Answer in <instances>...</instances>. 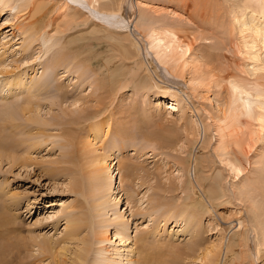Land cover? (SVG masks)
Instances as JSON below:
<instances>
[{
  "label": "rangeland",
  "instance_id": "rangeland-1",
  "mask_svg": "<svg viewBox=\"0 0 264 264\" xmlns=\"http://www.w3.org/2000/svg\"><path fill=\"white\" fill-rule=\"evenodd\" d=\"M24 1L28 2L0 0V6L4 5L0 10V72H6L0 74V120H7L0 138L15 139L13 145L2 143L0 148V214L5 213L0 217L10 221L0 223V245L7 253L1 261L74 264L69 255L76 245L84 246L77 242L80 239L92 243L87 253H81L82 264H134L145 252H150L149 264H175V254L180 256L179 264H202L197 256L211 248L217 257L226 259L225 264L234 255L236 264H247L237 255L246 251L243 241L233 252L224 251L244 218L234 192L254 184L264 159V139L257 141L249 161L244 160L233 147L236 131L222 125L218 152L223 163L210 151L214 140L206 148L212 137L209 117H215L226 94L225 76L240 74L235 67L238 59L223 35L225 13L220 6L224 0H122L115 14L127 19L123 26L104 17L99 20L88 0H70V9L85 15L76 22L54 12L63 1L44 2V8L30 13L24 10ZM54 21L60 29H54ZM93 21L106 30L97 31ZM221 21L224 24L219 25ZM133 24L141 33L152 24L163 35L174 29L179 38L192 44L164 65L136 35V54L126 58L118 42L126 39V32L134 35ZM115 70L120 75L118 85H112L116 94L109 84ZM24 101L38 105V117H32L46 125L18 116L17 106ZM100 111L103 114L89 123L110 118L124 130L118 136L108 133L103 143L97 138L92 141L90 135L87 139V122L81 124L89 113ZM3 112L18 119L10 121ZM161 133L172 134V140L162 142L157 137ZM74 136L80 140V155L87 157L88 163L82 160L85 174L78 163H63L73 151ZM106 153L117 155L130 171L126 173L124 166L120 173L115 171L109 191L101 194L100 208H94L98 192L89 185V162ZM233 159L239 160L240 171L225 167L224 162ZM217 177L220 181H215ZM78 182L81 190L74 187ZM71 214L82 221L81 228L64 241L65 219ZM98 233L106 234L109 241L95 242ZM48 240L50 249L44 243ZM221 263L217 260L216 264ZM255 264H264V247Z\"/></svg>",
  "mask_w": 264,
  "mask_h": 264
},
{
  "label": "bare ground",
  "instance_id": "bare-ground-1",
  "mask_svg": "<svg viewBox=\"0 0 264 264\" xmlns=\"http://www.w3.org/2000/svg\"><path fill=\"white\" fill-rule=\"evenodd\" d=\"M60 1H63V2H59V4L55 2V5L58 4L59 6H57V9L54 8L55 11L53 10L55 13L56 11L59 12L58 17L64 15L66 19L68 18L70 20V22L72 21L76 22V19H79L85 16L78 9H75V8L70 9L72 5L69 3L71 2L70 0H65V1L60 0ZM105 1L107 2L106 4H104L103 6L100 5V2H105ZM44 2L54 3V0H28V2L26 1L23 2L24 3L23 7H24V10H29V13H30L31 11H36V8H39V9L44 8L46 5V3L44 5ZM120 2H122V0H88L89 4L88 3L87 4L89 5V8L91 9V11L93 10L96 11V14L98 15L99 20H100V17H104V18L111 20L112 23H115L117 21L118 25L123 26L127 19L123 17L122 15L116 16L115 14V10L120 9L118 5V3ZM223 3L224 4H222L220 8H222L223 12L225 13V16H224L225 22L223 21L225 24L221 21L219 22L220 23L219 25H222V23L225 25V26L222 25L223 33H224L223 35H225L226 39L228 40L229 48L232 50V52H234V56L236 55L235 57L238 59V63H237L236 58L233 56L237 63L235 67H238L236 68V70L238 69L239 70L238 72H240V74H237L236 77H232L229 75L225 76L226 78L224 77L226 79L225 81V89H226L225 93L226 94L222 102L218 104L217 106V110H216L217 114L215 115V117L214 118L209 117L210 119L208 120V121L211 120V122H209L210 124L209 129L211 131L212 137L208 140V143L206 144L207 145L206 148L210 147L212 140H214L213 145L210 148V151L215 156V158L218 160V162L221 164L223 162L221 160V155L218 152L220 150L218 146L219 144H222V139H223V135L221 133L222 125H230L236 131L237 138L235 141L232 142L233 147H234V150L238 154L243 156L242 158H244V160L245 159L247 160L249 153H252L255 150L257 144L264 139V0H224ZM3 6L4 5L0 6L1 7L0 10L4 9ZM81 6H84V4H82ZM216 8L215 9L218 10V6ZM215 9H214V12H216ZM223 12L222 14H224ZM169 13H172L173 15L175 14L174 12H169ZM216 19H218V17ZM61 20L62 19H60V21ZM92 24L94 25V28L97 31H101L102 29H105L103 28L105 26L102 27L103 24L99 22L93 21ZM108 24L110 26H113V24H110V23ZM137 24L139 25V22ZM53 25H55L54 29L56 30L60 29L57 21L56 22L54 21ZM153 25L154 24H152V26H149L147 29L143 28L144 30H142V33L144 32L145 34V37H144L142 33L138 30L139 26L141 25L137 27L133 24L136 30L134 35L131 32L130 33L126 32L127 33L126 39L120 42L117 41L119 43V48L122 49L121 52L124 54L126 58L136 54L134 52L133 46L138 48L137 39L139 38H140L139 40L141 39L145 40V42L143 43L145 45V48L151 49L154 56H156L158 62L164 65L168 62L175 61L174 55H176L177 51H183V49L187 51L189 47L191 46L192 43H186L185 40H182L181 38H179L178 35H176L177 31H175L174 29L166 31L165 34L163 35L162 32L158 33V31L155 29V27H153ZM110 26H107V29ZM163 26L164 25H162V27ZM117 27L119 28V26H115L113 28L118 29ZM140 28L142 29V27ZM122 29L123 28H121V30ZM136 35L138 37L140 35V37L136 39L135 37ZM123 42H128V45L125 46ZM222 46L223 48H225L227 45L225 47L224 45ZM226 50L227 48L225 49V52H229ZM232 52H229V53L233 55ZM5 73L6 72L4 73L2 71L0 72V74H5ZM248 75L251 76L252 78H250L249 80H247L246 78H242L243 76L247 77ZM119 77L120 75L118 74L117 70L112 71V73L109 75V78H110L109 84H111L110 87L113 93L115 92V89L114 87H112V85L113 86H115L116 84L118 85ZM149 82L154 84L151 80ZM191 84L192 83H189V86H191ZM111 102L112 101L110 100V103ZM77 104L78 102H75L73 106L75 107ZM37 106L38 105L34 106V103H31L28 101H26L24 104L22 103V106H17V110H18L17 112H19L18 116L21 115L22 119L26 120L25 122H30V123L35 122L38 124L46 125L47 124L46 121H43L42 123H39L38 121V118H37L38 114L35 113ZM108 106L109 105L106 106L105 110H107ZM101 114H103V112L101 111L94 113V114L89 113L87 117L83 118L81 124L87 122V126L86 125L84 126V128H87L85 129V132L88 133L87 134L88 136L85 135L87 136V139L90 136H92L93 138L92 141L96 140L97 138L99 143L100 142L103 143V141L101 140L105 139L108 136V133L111 132V133H114L115 136H118L122 132H124V130L118 127L116 122L114 123L111 122L110 118H108L107 120L106 119L101 120L103 122H99L95 124L89 123L95 119H98V117H100L98 115H101ZM6 116L8 117V120L10 121L18 119V117L17 119L14 118L13 114L8 113L6 114ZM32 116H37V117L33 118ZM2 122L3 123H0V131L4 129L1 127L4 125L5 122L4 121ZM76 122H79V121H76ZM12 127L14 128V125H12ZM113 127H115V129ZM200 127L201 129H203L204 132L206 131V127L204 126H200ZM103 129H105L106 131L102 133ZM199 131L201 130L199 129ZM1 133L2 132H0V134ZM123 136L124 134L120 137H123ZM159 136H161V138L163 139L162 142H170L172 140V139L170 140V136H173V135L161 133L160 135L159 134L157 135V137ZM200 136L204 138L203 135H200ZM0 137H2V135ZM12 138L14 137L13 136L11 138L9 137L10 142L9 140L6 141L8 137L7 138L3 137L2 138L3 140L0 138V148L4 147L3 144L5 143H9L13 145L14 143L13 141H15V139L12 140ZM203 140H204L203 142L206 143L205 139ZM201 142L202 141L198 142L201 144L200 146L204 145V143L203 142L201 143ZM86 144L90 145L91 143L89 140H87ZM72 146H73V151L71 152L70 157H65L63 163H70V162L78 163L79 165H81L80 168H81L82 173L85 174V170L87 169V167L85 166L84 163H88V161L87 160L85 161L86 156H83L86 154L83 153V155L82 154L80 155L81 146H80V140L78 137L74 136ZM96 157L97 159L94 162L92 163L89 162L91 165L90 167L91 168L90 169L91 180L89 179V185L90 186L93 185L94 188H96V191L98 192L97 193L98 199L94 202L93 207L100 208L102 204L101 199H103L104 197L101 194L105 193L106 191H109L108 182L110 183L111 178L113 180L115 171L120 173L121 172L120 169H122V166H124L126 173H128L130 171V166L129 165L125 166V164L123 163L122 165L117 155H110L106 153L105 155H101V156L96 155ZM1 158H2V155L0 152V160ZM82 160L84 161V163L82 162ZM248 161H249V158H248ZM107 162H109L108 165H107ZM194 164H195V161H194ZM224 164H225V167H227L229 171H232L233 169H236V171H240V169L242 168L238 159H233L231 162H224ZM83 165L85 166V168ZM122 177L123 176L120 175V178L118 179L119 183H122V181H124ZM215 181H220V180L217 177ZM80 186H81V183L79 182L74 185L76 190H81V188H79ZM230 189L233 191L235 190L233 189L231 185H230ZM234 195L237 196L236 198L238 199L239 205H242L243 207L244 218L241 223L242 224L241 229L232 233L233 238L230 240V244L226 248V251L224 252L226 253L233 252V249L239 246V242L241 240L244 242L246 251L239 252L237 253V255L248 260L247 264H255L256 261L258 260V256L260 254L261 248L264 247V159L260 164L257 177L252 187H247L245 189H236L234 192ZM245 203L248 205H246ZM203 204L205 206H208L207 201H204ZM4 214L1 212L0 215L3 216ZM73 216L75 215L71 214L70 217H67L65 219L66 225H65L64 241H68L69 239L73 238L80 231L82 221ZM97 216H98V213H96V217ZM0 220H1L0 223L2 225L4 224L8 225L10 223V221L5 216L0 217ZM97 235L98 236L96 237L95 242L100 243V242H106V240L109 241L108 238H106V234L98 233ZM124 241L125 239L123 240V242ZM139 241H143V239H139V240L137 239V242ZM77 242L82 243L84 246L78 247L79 245H76V247L73 248L74 252L72 250L69 256L73 257L72 263L77 264L78 262L79 264H82L84 255L81 253H87L89 248L92 246V243L89 244L88 240L81 241L80 239L77 240ZM44 243L47 244L46 248H49L48 247L49 240ZM44 243H42V245ZM133 244L135 245V243ZM15 246L16 244L12 245L13 248H15ZM40 248H41V245H40ZM62 251H64L63 247H62ZM193 251L194 252L197 251L196 246H194ZM149 254L150 252H145V253L140 254L139 259L136 263L137 264H149L147 262L149 258ZM6 256H7V253H6L5 247L3 245L1 247L0 245V264H5L4 259ZM217 256H218L217 253L214 252L211 248V249L204 250L197 257L199 261H203L202 264H216L217 260L222 261L221 264H225L226 259H222ZM2 257H4V259L1 261ZM179 259H180V256L175 254L173 257L174 263L179 264L177 263V261L179 262ZM106 260L107 258L105 259V261ZM228 260L230 261V264H236V262L238 261V259L236 258V255H234L233 257H230ZM239 264H242V263H239Z\"/></svg>",
  "mask_w": 264,
  "mask_h": 264
}]
</instances>
